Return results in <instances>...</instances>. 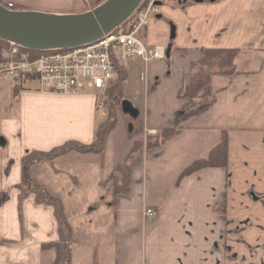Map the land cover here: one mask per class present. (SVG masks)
Wrapping results in <instances>:
<instances>
[{"label":"crops","instance_id":"crops-1","mask_svg":"<svg viewBox=\"0 0 264 264\" xmlns=\"http://www.w3.org/2000/svg\"><path fill=\"white\" fill-rule=\"evenodd\" d=\"M5 1L56 14L76 8L75 0ZM79 9L87 10L84 0ZM157 16L139 33L146 46L165 49L147 67L146 89L140 60L125 70L123 92L142 97L139 130L129 137L116 115L100 154L75 151L25 166L30 154L91 144L105 113L98 115L94 93L39 92L33 78L11 83L0 75V264L55 260V250L43 248L58 240L52 208L23 194L25 178L59 201L69 264H264V0H167ZM209 49L238 50L235 71L211 73L210 96L193 99L186 83L191 73L213 72L198 66ZM5 52L0 47V58ZM162 129L174 136L136 157L135 143ZM223 131L225 167L181 176ZM125 165L127 186L116 191V168Z\"/></svg>","mask_w":264,"mask_h":264},{"label":"built area","instance_id":"built-area-1","mask_svg":"<svg viewBox=\"0 0 264 264\" xmlns=\"http://www.w3.org/2000/svg\"><path fill=\"white\" fill-rule=\"evenodd\" d=\"M155 1L150 0L136 10L125 27L87 46L36 58L18 46H12L0 60V74L11 82L33 76L40 92L76 96L91 91L103 96L117 76L115 63L126 67L130 60L139 59L143 63L139 80L145 84L148 64L164 57L163 47L145 46L137 36L149 18L156 14ZM154 215L151 209L144 211V216L149 219Z\"/></svg>","mask_w":264,"mask_h":264},{"label":"trees","instance_id":"trees-1","mask_svg":"<svg viewBox=\"0 0 264 264\" xmlns=\"http://www.w3.org/2000/svg\"><path fill=\"white\" fill-rule=\"evenodd\" d=\"M105 0H95L93 6L96 7L100 5ZM148 0H144L142 5L146 4ZM0 4L9 10H25L21 5L0 0ZM11 44L0 39V47L2 50L7 51ZM66 50H48V51H29L32 57L46 56L56 52H65ZM238 54V50H221V49H209L203 51V59L192 66L193 69L196 66L205 65L211 67L213 72H194L191 73L185 90L187 94L193 99H205L210 96V76L211 73H217L222 75H232L235 71L234 60ZM117 77L112 82L108 89V97L114 96L120 89V85L126 79V71L124 68L116 62ZM106 109L111 112V104H107ZM109 119V116H107ZM107 118L97 126L95 132V139L89 145H79L76 142H67L60 147H56L45 153H34L30 154L23 159L25 166L38 162V161H50L56 158L66 156L71 152H81V153H95L100 154L104 145L105 138L110 130L114 128V123ZM175 131L173 129H162L159 130L154 135H147L145 138L144 148L145 150L156 147L161 143L170 140L174 136ZM135 143L133 150L136 151L138 146ZM227 134L226 132L221 133L220 142L214 146L205 157L196 160L192 163L185 171H183L181 176H185L188 173L199 169V168H219L225 167L227 160ZM139 157V155H136ZM137 159V158H136ZM129 167L127 165L117 167L114 176V187L116 191H121L127 186V177ZM32 193L34 195L35 201L38 204L46 205L52 208L53 217L55 219L58 231V240L55 242H50L44 244L43 248H53L56 252L55 260L53 264H69L70 260V228L63 215L62 207L59 201L50 195L41 186L35 184L29 178L23 179V194Z\"/></svg>","mask_w":264,"mask_h":264},{"label":"water","instance_id":"water-1","mask_svg":"<svg viewBox=\"0 0 264 264\" xmlns=\"http://www.w3.org/2000/svg\"><path fill=\"white\" fill-rule=\"evenodd\" d=\"M142 1L105 0L86 12L68 14L9 10L0 4V39L30 51L68 50L85 46L126 22ZM154 4L161 5L159 2ZM171 30L173 36L174 30ZM120 108L123 114L132 119L139 114L128 100H123ZM128 131H132L131 124ZM4 145L5 139L0 136V146Z\"/></svg>","mask_w":264,"mask_h":264},{"label":"rangeland","instance_id":"rangeland-1","mask_svg":"<svg viewBox=\"0 0 264 264\" xmlns=\"http://www.w3.org/2000/svg\"><path fill=\"white\" fill-rule=\"evenodd\" d=\"M5 2V0H3ZM81 0H75V4H76V8L74 10L75 13L79 12V5H80ZM83 4V3H82ZM160 8V7H158ZM172 29V28H171ZM169 29L168 30V35H170V33H172V30ZM170 37V36H169ZM132 81L134 83H136V75L132 76ZM125 82V81H124ZM124 82H122V85H120V89L114 93V96L109 98L108 97V91L106 92V94L104 96H97L98 97V101L102 100L103 101V108H99L98 110V115H100L101 113H105V115H102V118H107V116H109L110 122L112 121L115 125L116 123V115H120V117L123 119L124 121V131L127 133V135L131 138L136 136V133L138 132V128L140 125V122L143 120V113H142V107H140L141 105V101H142V97L140 98V102H135L131 99L130 96H127L125 92H123V88H124ZM122 91V92H121ZM135 93V92H134ZM123 100H128L134 108H136L137 110H139V116L136 119H132L130 116L122 114L121 110H120V103ZM111 104V112H109L108 114V110L106 109L107 104ZM138 106V107H137ZM132 125L133 127V131L130 132L128 131V126ZM142 144V142H141ZM140 145V144H139ZM145 150L144 148V143L141 146H138V149L136 151H134V155H142L143 151ZM25 168V167H24Z\"/></svg>","mask_w":264,"mask_h":264}]
</instances>
